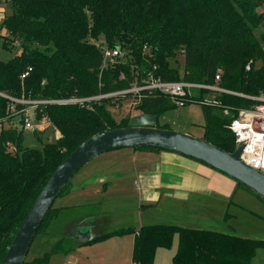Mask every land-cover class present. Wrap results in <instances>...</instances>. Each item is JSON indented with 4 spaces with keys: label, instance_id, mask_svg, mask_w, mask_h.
<instances>
[{
    "label": "trees",
    "instance_id": "1",
    "mask_svg": "<svg viewBox=\"0 0 264 264\" xmlns=\"http://www.w3.org/2000/svg\"><path fill=\"white\" fill-rule=\"evenodd\" d=\"M6 2L8 11L1 25L9 37L1 38V46L11 56L0 59V92L6 95L57 99L107 93L126 88L135 80L140 83L153 65L154 75L161 80L213 82L219 71V84L226 89L249 95L264 92V30L257 32L264 20L259 12L264 0ZM100 37L102 40L96 42ZM104 47H121L129 58H117L103 66ZM179 54L183 58L181 67L175 63ZM28 67H31L29 74L21 79V73ZM191 97L197 103L210 101L199 103L204 117L202 137L232 151L235 140L227 127L228 121L238 108L250 107L255 101L205 89H196ZM120 99L110 96L84 105H37L34 116L49 118L59 137L43 143L41 148H33L23 144L22 113L10 115L8 99L0 95V120L5 123L0 129V264L20 222L57 164L94 133L127 125L129 116L116 120L106 108ZM173 106L168 96L155 93L142 97L135 109L137 113L159 116ZM224 107L227 113L223 112ZM11 117L15 127L6 123ZM156 126L168 128L158 120ZM69 181L58 196L69 191ZM237 185L251 191L240 182ZM53 204L45 212L32 242L41 232L56 238L30 264H46L52 254H66L78 244L122 234L133 235L132 264H158L154 261L156 249L171 247L175 235L178 241L172 264H251L256 248L264 247V238L174 223L118 227L77 244L65 232L71 222L70 212L83 207ZM89 206L95 211L79 214L74 221L100 212ZM101 216L98 221H105ZM23 264L29 263L24 260Z\"/></svg>",
    "mask_w": 264,
    "mask_h": 264
},
{
    "label": "crops",
    "instance_id": "2",
    "mask_svg": "<svg viewBox=\"0 0 264 264\" xmlns=\"http://www.w3.org/2000/svg\"><path fill=\"white\" fill-rule=\"evenodd\" d=\"M98 156H103L101 166L92 167L89 174L72 184L69 191L62 195L64 202L61 206L78 205L95 199L104 201L109 189L127 191L129 188L136 201L135 210L138 215L160 210L169 214L172 217L169 220L174 224L182 225L181 220L199 224L212 222L213 225H208L214 226L212 228L224 227L235 215L237 208L245 209L249 192L239 187L236 180L180 153L121 147ZM71 193L73 199L69 198ZM117 194L123 198L129 195ZM110 210L104 204L97 215H88L78 221L83 223L86 220L84 223L90 226V235H98L101 229L96 223L102 218L101 214ZM199 226L204 228L205 225ZM228 227L234 230L231 224ZM77 234L80 236V233ZM130 235L133 240V235ZM156 253L157 249L154 261Z\"/></svg>",
    "mask_w": 264,
    "mask_h": 264
},
{
    "label": "rangeland",
    "instance_id": "3",
    "mask_svg": "<svg viewBox=\"0 0 264 264\" xmlns=\"http://www.w3.org/2000/svg\"><path fill=\"white\" fill-rule=\"evenodd\" d=\"M8 6V2L0 0L1 21L8 11ZM259 12L263 15L264 18V6L259 9ZM1 21L0 59L7 60L8 58H10L11 53L1 46V38L9 37V33L7 29L1 25ZM262 30H264V20L257 28V32H260ZM101 40L102 37H100L96 42H99ZM128 54L129 53H127V55ZM182 62V55L179 54L175 63L179 64V66L181 67ZM126 112L127 108H125V106H117L116 108H113L111 110V114L116 120H119L122 114ZM130 112H138V110L131 109ZM29 117L30 119L32 118L31 112H29ZM14 120L17 121L18 118L15 117ZM157 120L159 124L166 123L168 128L171 129L187 132L196 137H202L201 135H203L204 117L201 105L197 102H189L183 106L175 105L161 113L158 116ZM20 128H22L21 125ZM22 135L23 144L33 148H41L43 143L51 142L54 139L53 131L51 130V128H48L45 132H40L39 134L31 129L22 128ZM102 159L103 156H98L85 163L70 178V186L72 184H75L86 174H89L88 172L92 169V167H97L99 164L100 167ZM127 189V191H117L116 189H109L105 194L106 197L104 198V201H102V199L101 201L100 199H95L90 202H83L81 204H78L79 206L83 207V209L79 211V208H77L75 212H70L69 215L71 218H69V222H71L68 224L69 227L67 228L65 233L70 235L72 240L78 244L79 237L76 235L77 229L78 232H85L86 230H88L89 226H82L84 225V222H86V220L82 223L80 221H74V218L82 213L94 212L95 210H91V207L89 205L95 206L99 211L104 204L112 209L106 214H102L105 221L98 222V225H100V227L102 228L101 232L112 230L118 227L132 226L136 228L141 223H174L170 222L172 220L169 219H172V217H170L169 214H165L160 210H155L153 213L142 212L140 215H138L135 210L136 201L134 200V197L132 195V190H130L129 188ZM247 191L249 192V195L245 202L246 206L244 205L245 209L237 208L235 215L230 219V222H227L228 224H225L224 227L212 228L214 226H208L213 225L212 222H210L211 224H207L209 222H203V224H199L197 222H191L188 220H181L183 221L182 225H191L189 227H201L199 225H205L204 228L206 229H215L242 237H251L257 239L264 238V202L253 192L249 190ZM117 193L124 195H126L127 193L129 195L126 198H123L124 196H118ZM73 197L74 195L71 193V195H69V198L73 199ZM63 202L64 197L57 196L53 201V205L61 206ZM232 210L234 211L235 209ZM65 220L66 219L63 218V222H65ZM230 224L232 225L234 230L228 227L230 226ZM55 238L56 236H50L48 233H39L29 246L24 259L25 263L30 264V262L36 260L37 257L42 255L43 251L46 249L51 240ZM177 241L178 238L177 235H175L173 239V245L171 247H158L155 256V262H157L158 264H172V255L176 250ZM131 247L132 240L130 234L109 235L96 241L78 244L66 254H52L46 264H132ZM32 264L45 263L35 262ZM251 264H264L263 246H259L256 248Z\"/></svg>",
    "mask_w": 264,
    "mask_h": 264
},
{
    "label": "water",
    "instance_id": "4",
    "mask_svg": "<svg viewBox=\"0 0 264 264\" xmlns=\"http://www.w3.org/2000/svg\"><path fill=\"white\" fill-rule=\"evenodd\" d=\"M156 113L139 112L129 116L126 126L94 133L80 142L53 169L34 198L7 247L1 264H23L39 224L68 180L85 163L99 154L121 147H157L198 160L227 174L264 199V172L245 164L239 154L242 144L226 151L190 133L156 126ZM82 226H89L84 223ZM80 233L79 241L90 240L89 230Z\"/></svg>",
    "mask_w": 264,
    "mask_h": 264
},
{
    "label": "built area",
    "instance_id": "5",
    "mask_svg": "<svg viewBox=\"0 0 264 264\" xmlns=\"http://www.w3.org/2000/svg\"><path fill=\"white\" fill-rule=\"evenodd\" d=\"M5 1V0H4ZM9 1V0H6ZM1 15V13H0ZM1 21V18H0ZM145 49V47H144ZM120 58L126 60L129 58L127 52L122 50L121 47H104L103 48V66H106L108 61L116 60ZM249 68V65H246ZM31 67L24 70L20 78H24L29 74ZM155 65H153L152 70L146 72V76L140 83L136 80L131 83L130 86L107 92L98 93L90 96H69L57 99H38L29 97H13L0 92V95L8 99L7 110L10 115L17 114L19 112L23 115V128L31 129L37 133H43L48 128L53 131V138L57 139L59 137V131L51 123L50 119L46 116L36 118L33 114V109L44 103H77L80 105L88 104L90 101H97L101 98L121 97L118 101H112L106 105V108L111 112L113 108L117 106H125L127 112L123 113L121 118H125L137 112H130L131 109H135L136 105L140 102L141 98L144 96L152 95L155 93H160L162 95L168 96L170 100L179 106L185 105L187 102H198L193 99L192 93L196 89H205L211 92H225L231 93L239 96H244L255 101L250 107L238 108L236 113L231 116L228 121L227 127L234 135L235 147L242 144V148L239 154V158L247 165L253 167L254 169L264 172V92L257 95H249L241 92L232 91L222 87L219 84L220 73L216 72L214 74L213 82H193L184 80H161L159 77L154 75L153 70ZM123 76L121 72L120 77ZM209 100H201L199 103H209ZM215 103V101H211ZM17 105H20L18 107ZM136 110V109H135ZM29 112L32 113V118L29 117ZM224 113H227V108L224 107ZM9 115V116H10ZM14 117V116H13ZM13 117L8 118V125L15 127ZM120 118V119H121ZM4 120H0V129L5 126Z\"/></svg>",
    "mask_w": 264,
    "mask_h": 264
}]
</instances>
